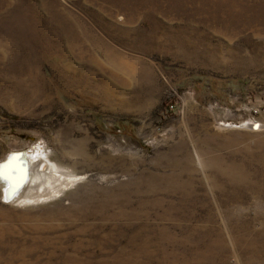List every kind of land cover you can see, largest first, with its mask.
<instances>
[{"label": "rangeland", "instance_id": "374dc122", "mask_svg": "<svg viewBox=\"0 0 264 264\" xmlns=\"http://www.w3.org/2000/svg\"><path fill=\"white\" fill-rule=\"evenodd\" d=\"M13 151L78 182L0 189V264H264V0H0Z\"/></svg>", "mask_w": 264, "mask_h": 264}, {"label": "bare ground", "instance_id": "6f19581e", "mask_svg": "<svg viewBox=\"0 0 264 264\" xmlns=\"http://www.w3.org/2000/svg\"><path fill=\"white\" fill-rule=\"evenodd\" d=\"M251 125L252 122L237 127L248 129L262 127L257 122L253 126ZM226 127L232 128L229 125ZM43 157H48V154L36 151L31 157L27 152L13 151L0 162V165L5 166L4 170L8 174L6 177L0 178V189L3 190L7 201L32 203L39 201V198H55L63 193L68 186L78 182L75 178L65 175L55 163H51L49 159ZM55 180L62 182L61 186L52 185ZM48 192H50V196H48Z\"/></svg>", "mask_w": 264, "mask_h": 264}, {"label": "snow or ice", "instance_id": "6c2138e0", "mask_svg": "<svg viewBox=\"0 0 264 264\" xmlns=\"http://www.w3.org/2000/svg\"><path fill=\"white\" fill-rule=\"evenodd\" d=\"M5 166L0 165V178L6 177L8 174L5 172Z\"/></svg>", "mask_w": 264, "mask_h": 264}]
</instances>
